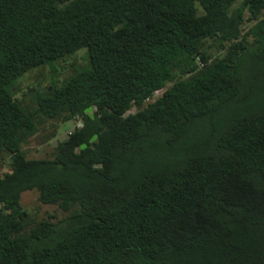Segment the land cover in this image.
<instances>
[{"label": "trees", "instance_id": "obj_1", "mask_svg": "<svg viewBox=\"0 0 264 264\" xmlns=\"http://www.w3.org/2000/svg\"><path fill=\"white\" fill-rule=\"evenodd\" d=\"M82 49L34 110L16 98ZM47 120L82 124L30 158ZM7 156L0 264H264V0H0Z\"/></svg>", "mask_w": 264, "mask_h": 264}, {"label": "rangeland", "instance_id": "obj_2", "mask_svg": "<svg viewBox=\"0 0 264 264\" xmlns=\"http://www.w3.org/2000/svg\"><path fill=\"white\" fill-rule=\"evenodd\" d=\"M237 3L235 7L238 5ZM250 24L244 26L247 30ZM210 40L207 46L211 45ZM85 49L78 51L73 56L64 61L58 62L51 66H42L36 68L29 73L25 74L14 87L16 98L21 100L25 106L34 110L36 100L34 95L37 91L47 90L52 84L60 83L61 81L72 76L80 67L87 65L88 61L85 56ZM209 53L215 57L219 55L216 47L209 48ZM225 53V52H224ZM31 89H34L32 92ZM162 92L155 94L153 100L160 96ZM137 110L133 109L135 113ZM82 123L79 120L60 123L59 121L47 120L39 125V132L30 138L24 145V149L28 152L30 158H48L51 157L56 146L60 141H63L72 133L77 126ZM58 128L56 137H52ZM10 157L7 156L5 161H0V175H3L9 170ZM22 205L28 209L33 217L41 221L43 219H50L52 222L58 223L60 220L67 218L68 214L63 212L56 205H44L38 200V193L29 191L22 196Z\"/></svg>", "mask_w": 264, "mask_h": 264}]
</instances>
